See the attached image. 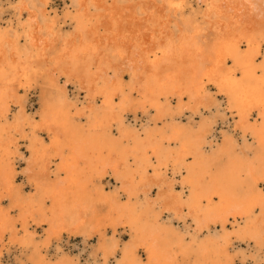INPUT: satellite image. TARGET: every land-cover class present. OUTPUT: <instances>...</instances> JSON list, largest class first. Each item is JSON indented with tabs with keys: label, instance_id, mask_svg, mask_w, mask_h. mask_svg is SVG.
Listing matches in <instances>:
<instances>
[{
	"label": "bare ground",
	"instance_id": "obj_1",
	"mask_svg": "<svg viewBox=\"0 0 264 264\" xmlns=\"http://www.w3.org/2000/svg\"><path fill=\"white\" fill-rule=\"evenodd\" d=\"M191 1L12 0L6 25L0 1V264L6 236L81 264L50 256L64 235L87 264H264V0ZM209 86L239 138L215 131Z\"/></svg>",
	"mask_w": 264,
	"mask_h": 264
},
{
	"label": "rangeland",
	"instance_id": "obj_2",
	"mask_svg": "<svg viewBox=\"0 0 264 264\" xmlns=\"http://www.w3.org/2000/svg\"><path fill=\"white\" fill-rule=\"evenodd\" d=\"M1 4L3 5V9H5V13L3 14V20H1V24L2 25H6V21L9 17H11V12L9 9V4L12 0H0ZM64 0H50V7L51 8H56L60 14H62V12L64 11ZM193 1V2H192ZM191 1V5H193V8H198L199 5H202V1L201 0H192ZM197 2L199 3V5H197ZM201 2V3H200ZM193 3V4H192ZM195 4V5H194ZM49 7V8H50ZM125 78H128L127 76ZM209 89L211 90V94H212V99L215 101L214 105L211 106V110L207 113L209 114V118L210 121L215 122L214 124V128L216 132H220V130H229L232 131V133L235 134V136L237 138H239L238 133H236V131H233V119L231 116V113L228 111L227 109V103L224 101V99L219 96V94L217 93V91H215L214 88H211V86H209ZM69 90L72 96H77L79 98H81L82 100H84L85 97V93H81L79 92L77 94V89L72 86V84L69 86ZM22 94H26L27 93V97H28V111L29 112H33L36 111L37 108L39 107V86L37 83H34L33 85L30 86V88L27 90V92L21 91ZM213 92V93H212ZM213 107H215L213 109ZM218 109H217V108ZM226 109V110H225ZM213 111V112H212ZM216 112V113H215ZM186 115H184L183 117V121H197L200 116L198 115H193L191 116L190 112L187 111ZM227 113V114H226ZM154 115V111H150L148 113H142L141 111H139L137 113V117H135V115L130 112L127 115V121L129 124L134 125V127H138L140 128V126L144 123H150L153 125L152 119H150L152 116ZM211 115V116H210ZM192 117V118H191ZM190 118V119H188ZM228 123V125H227ZM44 137H46L45 134H43ZM22 144V145H21ZM20 144V149L24 150L25 149V144L21 143ZM23 165L18 163L17 166V182L20 183V187L23 189V192L25 191H29L30 187L28 186L27 182H26V177L21 173V167ZM20 171V172H19ZM171 175V174H170ZM172 177V175L170 176ZM177 178V177H176ZM109 177H107L106 179H103L102 181L104 182L106 189L110 190L111 188H113V185L110 184V182H108ZM175 186L178 188V180L175 179ZM115 187V186H114ZM263 187V185H262ZM4 204H8V201L4 202ZM16 214V213H15ZM181 225H183V222L181 223ZM38 233L36 234L38 236V239H40L42 237L43 231L41 228L36 230ZM122 234L123 238H126L127 236L125 235L124 231L120 232ZM4 248H8V252H5L3 254L2 257V261L4 264H21V262H26V264H32L29 259H27V254H29L28 251L24 252V255H22L21 250L19 248H17L16 246H14L13 244H11L8 236L5 237L4 239ZM60 245L62 246L63 251L70 253L75 259L78 258L81 261V264H87L88 261L92 260V257L90 256V246L86 243H83L82 240L80 239H72L71 237L68 236H61V239L59 241H52V244L49 248V252H50V256L54 257V253H55V248L56 246ZM70 247V248H68ZM28 252V253H27ZM140 254L144 255L142 253V251H140ZM26 259V260H25ZM237 259L235 261L234 264H241L240 261ZM184 264H191L190 262H186Z\"/></svg>",
	"mask_w": 264,
	"mask_h": 264
}]
</instances>
